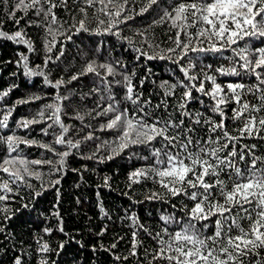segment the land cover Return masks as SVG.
<instances>
[{"label":"snow or ice","instance_id":"1","mask_svg":"<svg viewBox=\"0 0 264 264\" xmlns=\"http://www.w3.org/2000/svg\"><path fill=\"white\" fill-rule=\"evenodd\" d=\"M133 2L0 0L4 17L0 19V40L23 45L31 54L36 49L27 29H43V63L33 65L28 54L19 52L16 65L26 77H39L55 90L21 98L11 106L2 102L17 85L0 91V254L12 250L4 243L11 239L6 228L15 214L9 202L13 197L25 199L21 189L28 190L30 203L55 189L58 205L57 186L64 175L80 172L69 167L77 156L103 163L135 149L138 151H132L129 158L145 163L129 173V187L151 181L160 190H150L145 200L162 201L173 211L162 213L158 226L149 228L135 212L126 210L121 219L131 229L127 254L117 250L124 236L109 246L102 242L99 248L93 245L92 253H108L115 264H131L132 260L136 264H264V0H165L163 4L143 0L137 15L155 5L160 9L158 18L134 36H125L120 26L133 19L128 11ZM9 20L15 31L4 30ZM93 21L95 27H90ZM164 25L168 44L162 47L164 42L149 29ZM81 33L127 43L145 75L134 83L135 69L130 70L122 58L105 57L86 60L68 80L52 78L49 65H57L65 56L66 45ZM108 43L98 41L95 52L99 54ZM209 56L227 63L214 66L207 62ZM154 60H167L182 74V78L160 82L155 103L153 93L145 95L143 90L146 82L155 84L146 63ZM89 75L95 79L87 92L80 90L81 104L73 107L71 97L76 91L62 94L61 89ZM218 77L237 79L218 82ZM41 100L45 103L32 117H21L10 125L17 105ZM69 108L73 110L69 112ZM35 125H44L39 134L52 139L30 138ZM18 130L27 135H19ZM105 132L112 133V138L101 140L97 133ZM96 141L100 142L91 154L81 151L82 145ZM21 145L42 149V156L45 152L51 155L30 159ZM102 150L109 154L99 156ZM44 167L47 173L41 171ZM33 179L40 181L39 188L31 183ZM109 179L105 177V187H110ZM30 203L22 207L28 208ZM99 210L111 219L102 203ZM54 215L60 221L58 230L67 235L59 211ZM107 231L105 225L96 235L103 237ZM44 233L51 235L52 229L45 228ZM36 244L38 264H50L48 254L55 252L58 257L64 249L63 242L58 251L43 237ZM24 255L12 257L10 264H26Z\"/></svg>","mask_w":264,"mask_h":264},{"label":"trees","instance_id":"2","mask_svg":"<svg viewBox=\"0 0 264 264\" xmlns=\"http://www.w3.org/2000/svg\"><path fill=\"white\" fill-rule=\"evenodd\" d=\"M161 2L163 4L165 0H161ZM142 3L143 0H134L133 3H130L128 11L133 19H130L127 24L120 26L123 29L122 35L134 36L136 31L144 30L154 19L158 18L160 9L155 5L143 15H137ZM57 11L65 19L69 18L62 10ZM79 18L77 16V19ZM0 19H4V17L0 15ZM33 19L36 18L33 16ZM21 23L23 24L24 21H21ZM89 26L95 27V22H91ZM4 30L15 31V27L10 20L6 21ZM149 31L154 32L156 38L164 42L162 47L167 46V25L157 26L149 29ZM27 32L36 49L31 54H28L27 49L23 45L0 40V91L7 89L10 85H17L9 97L2 102L9 106L21 98H28L34 94H50L55 91L46 87L39 77H26L22 68H18L16 65V61L19 59L17 53L19 52L28 54L33 65L43 63V29L32 27L28 28ZM134 38L139 40V37ZM73 40L74 43L66 45L65 56L61 58V61L57 65H49V68L53 69L52 78L63 76L65 80H68L73 73L78 72L82 68L86 60L97 59L102 61L105 57L109 59L112 57L122 58L123 63H126L130 70L135 69L136 77L134 83L138 84L139 80L145 75V68L136 66L137 62L133 59L135 52L131 50L127 43L118 41L115 37L81 33L79 36L74 37ZM100 40H105L109 43L106 48H103L97 54L95 49ZM252 43L261 44L260 41H253ZM108 49H111V51L109 52ZM53 55H55V52ZM225 55H230V53H225ZM8 61H12V63H7ZM207 62L213 63L214 66H219L220 63H227L226 61H216L215 57L212 56H209ZM146 63L153 73L150 81H155V84L146 82L143 90L145 95L149 92L153 93V102L155 103L159 99L155 93L161 91L158 87L160 82L164 80L173 81L175 77L182 78V74L175 65L167 60H154ZM117 78L119 79V77ZM94 79L95 77L92 75L82 77L79 81L67 84L65 89H61V92L62 94H67L68 90L76 91V95L71 97L74 102L73 107H75L81 104L79 100L80 90L87 92ZM236 79L235 77H218V82ZM177 91L181 90L178 89ZM204 99L206 100L207 98ZM43 103H45L44 100L17 105L10 120V125L14 126L15 121L21 117H32ZM87 103L91 106V100L87 101ZM72 110V108L68 109L69 112ZM66 122L79 125L78 121L67 120ZM92 123L94 125L97 124L96 121H92ZM43 126H33L34 130L31 132L30 138L35 137L46 142L50 141L52 137H43L39 134V129ZM18 134L27 135V133L19 130ZM80 135H83V133H80ZM97 135L101 137V140L112 138V133H97ZM99 142H89L82 145L81 151L84 154H91L95 150V144ZM21 149H23V154L30 159L47 158L51 155L45 152L42 156L43 150L38 147L27 148L21 145ZM2 151L3 146L0 145V152ZM132 151L138 150L129 149L114 159L105 160L103 163L98 162L97 159H80L77 156L72 160L69 167L80 169V172L69 171L64 175L60 185L57 186L60 189L58 205L55 189L43 192L32 203L29 202L28 190L21 189V196H24L25 199L21 200L20 197H13L9 202V207L15 214L7 222L6 228V231L11 233V239L4 243L12 250L7 251L6 254H0V264H10L12 257L20 253L25 254L23 258L26 264H38L39 257L36 253V239L38 237H43L50 247L58 251L60 243H64V249L58 257L55 252L48 254L50 264L51 261H55L56 264H115L108 253L99 250L96 253H92L91 248L93 245L99 248L101 242L105 246H109L119 236H124V240L120 241L117 250L121 255H126L127 249L130 247L128 242L131 236L128 222L121 219L125 215L126 210L135 212L140 217L141 222L149 228L158 226L159 216L162 213L173 211L169 204H165L162 201L145 200V196L150 190H160L159 186L154 185L151 181H144L140 184L131 185V188L129 187V173L142 167L145 163L134 156L130 159L129 156ZM108 154V150H102L98 155L106 157ZM41 171L47 173L48 169L44 167ZM105 177L110 178L108 180L110 187L104 186ZM47 178L46 175L45 179ZM31 183L39 188L40 181L33 179ZM136 201H143V203H136ZM25 203H30V206L28 208L22 207ZM101 203L111 219L103 217L99 210ZM17 209L19 211H16ZM56 211H59L62 226L67 235L58 230L60 221L54 215ZM2 224L3 221L0 220V225ZM105 225H107L108 231L103 237L97 236L96 233L104 228ZM45 228H51L52 234L45 235ZM81 244H83V247H81ZM13 245H15L14 248ZM28 253H31V255H27ZM131 264H136V261L132 260Z\"/></svg>","mask_w":264,"mask_h":264}]
</instances>
